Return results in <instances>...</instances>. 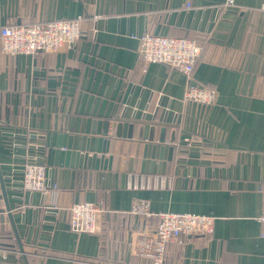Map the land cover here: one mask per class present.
<instances>
[{
	"label": "crops",
	"instance_id": "1",
	"mask_svg": "<svg viewBox=\"0 0 264 264\" xmlns=\"http://www.w3.org/2000/svg\"><path fill=\"white\" fill-rule=\"evenodd\" d=\"M227 1L0 0V32L83 20L71 50L8 56L0 39V164L23 247L0 213V249L21 253L0 264H153L132 256L158 223L131 214L140 201L215 218L163 264H264V0ZM147 34L199 42L193 78L215 104L186 101L183 74L142 61ZM28 156L59 192L21 190ZM101 200L97 232L71 231L70 207Z\"/></svg>",
	"mask_w": 264,
	"mask_h": 264
},
{
	"label": "built area",
	"instance_id": "2",
	"mask_svg": "<svg viewBox=\"0 0 264 264\" xmlns=\"http://www.w3.org/2000/svg\"><path fill=\"white\" fill-rule=\"evenodd\" d=\"M234 7L233 0L225 3ZM264 11V6L262 7ZM82 17L72 20H53L46 24L25 26H5L1 29L2 51L8 56H36L73 49L82 37ZM139 54L145 64L158 63L183 74L188 81L185 100L200 106H211L216 101V91L198 84L193 71L200 57L202 47L195 39L164 37L147 34L138 38ZM190 140V139H189ZM191 143V140H190ZM31 158L30 156L27 157ZM33 159V158H31ZM43 158L34 157L22 168L21 190L39 192L43 196L60 191L43 164ZM106 210L105 201L77 203L69 209V228L75 233L95 234L97 221ZM131 214L137 217H158V226L137 241L132 256L151 260L153 264H163L167 246L182 237L209 235L213 232L215 218L188 213H152L145 201L133 206ZM264 237V191L262 194V214L259 218ZM3 261L10 257H20L21 253L10 248H1Z\"/></svg>",
	"mask_w": 264,
	"mask_h": 264
},
{
	"label": "water",
	"instance_id": "3",
	"mask_svg": "<svg viewBox=\"0 0 264 264\" xmlns=\"http://www.w3.org/2000/svg\"><path fill=\"white\" fill-rule=\"evenodd\" d=\"M0 189L2 191V198L5 201V210L4 211H0V213L3 214L4 212H7V215H8V217L10 218V220L12 222L14 232H15V234L17 236V239H18V242H19V245H20V249L23 250V247L20 244V240H19V237H18V234H17L16 226H15V223H14V220H13V213H12L11 206H10L9 199H8L6 182H5V177H4L2 169H1V164H0Z\"/></svg>",
	"mask_w": 264,
	"mask_h": 264
},
{
	"label": "trees",
	"instance_id": "4",
	"mask_svg": "<svg viewBox=\"0 0 264 264\" xmlns=\"http://www.w3.org/2000/svg\"><path fill=\"white\" fill-rule=\"evenodd\" d=\"M197 142H199V141H197ZM106 209H107V208H106ZM105 211H106V210H105ZM105 211H104V213H105ZM141 218H144V219H152V218H155V219L158 221L157 226H158V224H159V222H160V219H159L158 217H150V218L141 217Z\"/></svg>",
	"mask_w": 264,
	"mask_h": 264
}]
</instances>
